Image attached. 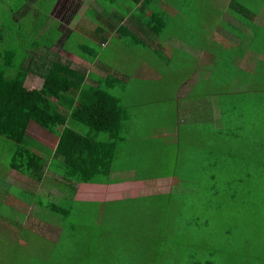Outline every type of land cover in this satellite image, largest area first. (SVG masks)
I'll return each mask as SVG.
<instances>
[{
  "label": "trees",
  "instance_id": "16d2710c",
  "mask_svg": "<svg viewBox=\"0 0 264 264\" xmlns=\"http://www.w3.org/2000/svg\"><path fill=\"white\" fill-rule=\"evenodd\" d=\"M39 1L19 0L20 9L9 17V19H15L11 27L0 24V65L10 64L16 58L20 59L10 77L5 76L2 79V75H0V139L6 144L14 145L12 146L14 148L8 147V150L5 151L8 152L11 159L8 170L16 171L37 184H41L43 181L47 162L44 156L33 152V148L29 145L30 141L26 137V130L30 120H36L43 127L51 130L54 125L64 124L62 118L60 120L55 119L58 113L52 116V101L62 110L75 108L71 113L72 119L94 129V133L97 134L110 132L112 122H115L118 117L117 112L111 107L113 97L107 96L104 92L99 94L98 91L91 88L89 91L93 98H91L92 102L87 104L83 100V96L87 95L88 91L79 86L83 80L82 76L77 71L66 68L58 62L53 63L49 57H41L44 59L43 61L40 60L41 64L37 66V69L46 73L43 76V88L40 91H28L25 88L27 72L21 61L25 59L24 57L26 59L34 58L31 56L32 52L36 53L39 48L43 49L42 52H50L60 35L56 30V26L60 22L56 23L52 13L56 3H53V7L43 15L41 12L31 9V6L36 5ZM202 1H204L201 2L202 10L207 7L206 9H215L219 17L224 14V11L218 8V1L223 0H215L213 3L210 0ZM234 1H241L240 5L244 7V0ZM70 2V12L75 13L81 6V0ZM118 2L123 3L126 0H117ZM137 2L139 1L133 0L134 5ZM260 5L263 7L264 3H260ZM25 12H30L29 15L35 13L37 18L33 16L32 19L38 20V25L33 30L29 29L26 35L11 39L12 31L21 28L17 24L18 19L16 18L19 17L20 19ZM58 12L64 16L66 11L64 8L59 11L58 7ZM205 12L207 11L205 10ZM44 22H49V25L43 24ZM12 27H17V29ZM4 30L11 40L6 39L2 33ZM27 45L32 46V49L30 48L33 50L32 52H29L30 49ZM218 60L215 58V62ZM37 62L35 61V63ZM218 63L219 66L215 65V79L217 80L215 96L219 97V107L224 105L227 110H230L236 101L233 96L236 91L242 98L241 100L250 101L251 105L258 100V94L264 95V61H261V65L251 73L240 68L235 71L224 66L223 62L218 61ZM240 74H245L250 77V80L243 81V83L238 81L237 88L233 91L235 88L233 78L235 75L239 77ZM207 90L209 89L202 88V95ZM42 96L49 100H43ZM250 106L245 113L236 111L235 119L241 123H245L246 120L249 121ZM215 108L217 107L215 106ZM259 114L264 117V108L259 110ZM242 116H246V120H243ZM236 127L237 124L233 126L234 130L241 129ZM234 133L235 140L238 138L242 140L240 132L234 131ZM60 140L65 146V150L62 152L61 145L56 149L53 154L54 159L50 160L52 163H49L48 168L52 170L50 172L55 170L64 172L60 175V179L58 178L59 180L54 179L52 181V191L59 192L60 189L67 186L68 193L63 197L59 193L55 196L42 194L38 198L40 218L43 216L42 219L45 222L49 221L47 229L58 231L55 241H48V250H42L43 258L38 259L37 253H35L36 249L33 252L26 251L24 255L22 253L25 251L24 246L18 245L16 239L10 240L0 236V264H179L180 260L189 262L185 264H192L191 261L198 258L196 255L198 243L200 244L198 248L209 253L211 259L203 262L215 264V258L212 255L215 238L219 239L218 247L220 246L225 253L239 249L238 236L234 234L230 224L236 222L235 219L241 212L254 208L264 201V140L259 135L255 139L248 140L244 154L233 158L244 159L245 164H248L252 172V176L246 178L248 193L236 188L243 181L240 180V177H234L232 176L234 174L229 172L222 184L216 180V176L210 177L209 180H202V182H206V185L203 184L198 197H194L183 190L185 182L181 183V181L176 180V168L174 173H169L167 170L161 175L176 180H174V188L169 193L140 199L132 198L127 202L117 200L104 203L77 200V191L74 187L75 185L111 184L109 180H97L102 176L106 178V174L111 173L106 172V167L96 155V147L103 146V143L94 142L86 134L68 128L60 133ZM178 149H180L179 146L173 151L176 153L175 155L178 154ZM251 149L255 154L251 155ZM257 153L259 154L257 155ZM44 154L49 157L52 156L49 151H45ZM55 158H60L63 165L55 162ZM233 161L235 162V160ZM239 163L242 164L241 161ZM107 168L111 170V166H107ZM213 180H215V186L211 183ZM113 184L115 183L113 182ZM20 186L19 182L5 184V181L0 178V191L4 195L9 192H17ZM141 203L143 205L138 207ZM118 204L123 206L120 207ZM134 205L138 208H133ZM116 206L119 209L116 210ZM139 211H144L147 214L143 217L145 221L150 220L147 221L149 228L145 229L146 225L142 222H126L124 224L119 222L120 219H128L131 213H139ZM258 214L254 215L257 216ZM21 216L25 215L20 214L19 216L15 211L1 208L0 218L19 229ZM152 222L157 224L162 222L164 227H155ZM137 227H139L140 233ZM197 230H203L202 235L199 238H189ZM173 232L176 233V236L171 235ZM135 235H137L136 240H140V248L137 254L133 256L132 253L129 254V251L133 246ZM178 235L189 238L195 247L184 249ZM243 238L241 237V240ZM202 243L211 244L212 250L210 248L204 249L201 246ZM139 254H142L141 258L140 256L137 258ZM245 258L246 255H243L242 251H238L232 256L230 264H257L260 262V260L250 262L249 258Z\"/></svg>",
  "mask_w": 264,
  "mask_h": 264
},
{
  "label": "crops",
  "instance_id": "0c3cea01",
  "mask_svg": "<svg viewBox=\"0 0 264 264\" xmlns=\"http://www.w3.org/2000/svg\"><path fill=\"white\" fill-rule=\"evenodd\" d=\"M70 1L73 0H53V3H56L53 8V15L56 23L60 22L56 26V30L60 35L50 52H42L43 49L39 48L34 53L30 49L29 52H32L31 56H34V58L26 59L24 57L26 60L21 61L27 72L26 83L27 81L30 83V81L37 80V88L34 90L28 89L25 84L24 86L28 91H40L43 88V76L46 73L37 69L34 65L37 64L35 61H39V58L49 57L50 60H53V63L58 62L66 68L77 71L82 76L83 80L79 86L88 91L87 95L83 96V100L87 104L92 102L91 98L93 96L89 91L91 88L98 91L99 94L104 92L107 96L113 97L111 107L117 112L118 117L115 122H112L110 132L97 134L94 133V129L72 119L71 113L75 108L62 110L61 107L54 105L52 101V116L58 113L55 119L60 120L62 118L64 124L58 123L60 125L52 126L51 130L43 127L36 120H30L26 130V137L30 141L29 145L33 148L34 153L44 156L47 162L43 181L41 184H37L33 180L28 183H21L17 180L16 183L21 184L17 192H9L4 195L0 191V212L1 208L4 207L8 211L17 212L19 216L20 214L25 215L21 216L20 229L30 217L38 220L35 223L37 231H39L38 227L45 222L42 219L43 216L39 218L40 215L38 214L40 213L38 207L40 195L50 194L55 196L59 193L63 197L68 193L67 186L60 189L59 192L52 191V181L54 179L59 180L60 175L64 172L60 170L50 172L52 170H49L48 165L52 162H50L51 159H47L53 158L54 152L60 145L62 152H64L65 146L60 140V133L64 129L68 128L86 134L94 142L103 143V146L96 147V155L106 167V172H111L106 174V178L102 176L97 179L100 181L109 180L110 185H75L77 200L83 189L99 188L102 191L114 189L122 192L126 187L140 183L146 184L149 181L147 178L134 177V180L132 179L131 171L133 167L128 163V159L134 153L132 149L134 144H129L130 139L122 134L126 131L129 132L128 125L131 122L130 108H132V104L130 107L124 103V100L135 103L136 107L139 108L136 115L141 118L147 108L154 110L152 103L156 100L163 103L171 100L175 102L181 94L185 96V93H187L192 96L194 92L195 98L193 100L199 101L198 97H202V88L196 86L202 84V80L206 85H209L205 88L209 89L206 92L214 90L215 83H217V80L213 79L215 78L214 69L215 65L219 66V63L215 62V55L207 50L209 43L203 45L206 36L211 38L213 35V39L221 48L226 50V55L217 58L222 60L220 62H223L225 65L223 63L222 65L227 68H232L235 71L240 68L251 73L261 65V61H264V6L261 7L260 5V3H264V0H244L246 1L244 7L240 5L241 1L235 2L233 0V3L229 5L223 1H218V8L223 10L224 14L219 17L218 12L214 9V16H210L209 12H205L206 9H204L202 10L206 14L204 18L201 17L202 4L199 2L202 0H179L180 2L176 0V6L173 7H170L164 0H137L139 2L135 5L133 0H126L123 3H117V0H81V6L75 13L70 12ZM145 1H150L155 5L153 9H159V13H154L150 8L144 6ZM58 5H60L61 10L64 8L66 11L64 16L58 12ZM83 7H87L91 12L89 14L82 12ZM176 13L178 15H175ZM211 19L216 20L214 24L215 32L210 30L212 28ZM217 43L210 44V47ZM49 53L50 55L53 54V58L47 56ZM126 53L129 55L128 59L123 57ZM205 57H209L210 60L203 66L201 60ZM189 58L199 61L193 71L194 77L197 76V79H183L182 83L179 84L178 81L183 76L179 72L178 75L172 74L179 71L178 69H182L183 62ZM16 59L10 64L0 65L2 79L5 76L10 77L12 75L17 63L20 62V59ZM202 69L205 70V74H202ZM42 73L44 74L42 75ZM208 73L210 77L206 78L205 76ZM200 76L201 79L197 83ZM192 84L196 86H191ZM70 85L73 86L71 83ZM159 85H161V89ZM172 88L174 89L172 90ZM41 98L49 100L44 96ZM193 100L185 103V106L187 111L192 109V116H195L197 109L198 111L200 109L195 108ZM202 101L205 100L202 99ZM180 105H182L181 102H179ZM161 114L165 116L166 111L164 110ZM112 116L114 117V114ZM173 116H169L172 117V121L175 117ZM181 116H187L186 111L179 115V118ZM169 117H166L168 122H170ZM180 120L181 122L185 121ZM148 121L150 123L152 119ZM166 128H169V126L167 125L164 129ZM167 130L171 129L165 131ZM34 131L39 133L40 138L46 137L45 139L48 142L46 145L48 146L45 145V139L42 141L34 136ZM52 133H55L57 137ZM148 144L150 146L146 145L147 152L141 164L147 171H164L168 162L167 155L173 152L174 148L163 151L161 144H155L154 142ZM12 146L14 145L7 144V148L4 147V149L14 148ZM104 149L106 150L103 152ZM45 151L51 152L52 156L45 155ZM154 153H161V160L155 158ZM150 154H153V156L148 164L147 160ZM55 162L63 165L60 158ZM126 163L129 165H126ZM107 166H111V170ZM15 173L20 177V174ZM6 176L10 177V173H7ZM23 177L21 178L27 179V177ZM140 179L142 181H138ZM161 179L170 180L173 178L162 176L151 178V180L157 181H161ZM5 184L12 183L5 181ZM25 196H28L33 202H28L29 205H27L24 199ZM0 220L5 221L2 218ZM12 227L18 229L15 226ZM23 230L26 233H33L28 228ZM34 232L37 233L35 229ZM1 236L6 237L3 233H1Z\"/></svg>",
  "mask_w": 264,
  "mask_h": 264
},
{
  "label": "rangeland",
  "instance_id": "374dc122",
  "mask_svg": "<svg viewBox=\"0 0 264 264\" xmlns=\"http://www.w3.org/2000/svg\"><path fill=\"white\" fill-rule=\"evenodd\" d=\"M179 1V0H177ZM215 1V0H210ZM19 0H0V24L2 26L11 27L12 23H14L15 19H9L12 15H14L20 8L18 6ZM164 2H167L170 7L176 6V0H164ZM180 2V1H179ZM204 2V1H199ZM223 2L227 5L231 4L233 0H223ZM246 2V1H245ZM144 6L151 9L154 13H159V9L154 10L155 5H153L150 1H145ZM32 10H37L38 12H41L43 15L47 13V11L53 7V0H45V1H39L36 5L31 6ZM60 7V5H58ZM207 8V7H206ZM205 8V9H206ZM207 12H209L210 16H214V11L212 9H206ZM85 12L86 14H89L91 11L87 9V7H83L82 12ZM53 13V11H52ZM30 12H25V14L16 19H18L17 24L21 27L19 30L12 31L11 33V39H15L19 37L20 35H26L29 29L33 30L35 26L38 25V20L32 19L34 16L37 18V15L35 13L29 15ZM175 15H178L177 13ZM206 14L202 12L201 8V17L204 18ZM187 16V15H186ZM15 17V16H14ZM151 18V17H150ZM143 19V18H142ZM211 29L215 32V19H211ZM40 24V23H39ZM43 24L49 25V22H44ZM214 26V29H213ZM14 29H17V27H12ZM4 33V36H6V39H9V36L7 33L2 31ZM34 33V32H32ZM226 39V38H225ZM45 42V41H44ZM209 43V46L207 47V50L209 53H212V55H215V58L226 55V50L221 48L220 45L213 39V35L210 38L209 36H206L203 40V45L206 43ZM214 44L210 47V44ZM9 45L11 43H8ZM47 44L49 42L47 41ZM222 44V42H220ZM219 48H218V47ZM27 47L30 49L32 46L27 45ZM32 49V48H31ZM47 56H50L53 58V54L50 55L47 54ZM58 56V55H57ZM124 58H129L128 53L123 55ZM19 60V59H16ZM43 61V58H39V61L34 66H39L41 64V61ZM210 58L205 57L202 58V64L205 66L209 62ZM222 61V60H218ZM217 61V62H218ZM198 60H192V59H185L183 62L184 66L182 69H178L179 71H176L172 75L176 74L178 75V72L181 76L178 83L181 84L183 79L187 78H196L194 77V70L198 64ZM220 68V67H219ZM215 70V69H214ZM11 73V71L9 70ZM202 74H205V70L202 69ZM206 78L210 77L209 73L205 76ZM201 79V76L198 77V81ZM215 79V78H213ZM250 80V77H247L245 74H240L239 77H236V75L233 78V86L235 88L233 91L237 88L238 81H247ZM37 80L33 81H25V86L28 89H36L37 86ZM161 85H159L160 88ZM191 86H196L195 84H192ZM196 87L200 88H206L209 87V85H206L204 83V80H202V84H199ZM161 89V88H160ZM174 88H172L173 90ZM211 92V93H210ZM208 92H204V95L202 97H198L199 101H194L195 98L194 92L191 95L185 93L181 94L179 98L175 100V102L168 101L167 103L158 102L157 100L152 103V107L154 110H150V108H147V111L145 110L142 114V117L139 118L137 116L138 107H136L135 103L133 101L124 100V103L129 105L132 108H130V124L129 132H124L126 137L130 139L129 144H134L132 149L134 150L133 155L128 159V163L131 164L133 167V170L131 171L132 179L134 180V177L138 178H147L149 181L146 182V184L140 183L134 186L126 187V189L121 191H117L114 189H110L109 191H105L99 188H90V189H83L80 192L78 200L81 201H92V202H110V201H117L121 200V202H127L129 199L132 198H143V197H150L152 195L156 194H163V193H169L170 190H172L175 186V181H181V183H184V191L185 193L192 195L194 197H198L197 195L200 193V189L202 188V185L206 182H202V180H209L210 177L216 176V180L220 182L221 184L225 182L226 175L230 172L231 174H234L232 176L234 177H240V180L243 182H240L237 189L241 190L244 193H248V189L246 187V178L249 176H252V172L250 171V168L248 167V164H245L244 159H233L234 156H240L244 154V150L247 148L246 144L248 143L249 139H255V137L262 136L264 140V117H261L259 114V110L263 109L264 107V95L261 96L258 94L257 101L251 105L252 103L249 101L241 100L240 96L237 94V91L233 94L235 97V102L230 110H227V108L223 105L219 107V97L215 96V89ZM232 94V93H230ZM198 96V94L196 93ZM172 97V96H171ZM262 97V99H261ZM204 99L205 101H202ZM190 100H193L195 108H199L200 110L196 111L195 116H192V109L190 111H187L185 103L189 102ZM179 102L182 103V105L179 106ZM184 103V104H183ZM149 104V103H148ZM170 104V105H169ZM243 105V106H241ZM251 105V106H250ZM215 106L217 108H215ZM250 106V114H249V121L246 120V116H242L243 120H246L245 123L239 122L238 119H235V112L238 111L239 113H245L246 109ZM166 111L165 116H163L161 113L163 111ZM186 111L187 116H181L179 118V115L184 113ZM227 111V112H225ZM174 112L176 113L174 114ZM229 112V113H228ZM234 113V114H233ZM174 115V121H172V116ZM169 117L170 122L167 121V118ZM241 118V119H242ZM152 119V121H151ZM185 120L181 122V120ZM150 120L151 122L149 123ZM177 122V124H176ZM237 124L236 129L234 130L233 126ZM169 126L171 129L167 130L164 129L166 126ZM162 129H164L162 131ZM234 131L240 132L242 140H235V133ZM50 133V132H49ZM34 136L38 137L40 140H44L46 137L40 138L41 136L39 133L33 132ZM54 136L57 137L55 133H52ZM239 134V135H240ZM35 137V138H36ZM1 138V137H0ZM33 141V140H32ZM46 141V139H45ZM35 142V141H34ZM154 142L155 144H161L162 150H168L169 148H174L173 151L180 147L178 149V154L170 152L168 156V162L165 170H145L141 162H143L147 149L146 145L150 146L151 143ZM48 142H45V145ZM48 146V145H46ZM4 147H7V144L5 141H2L0 139V178L4 181H7L9 183H16L17 180H19L21 183H28L32 179H22L23 177L20 174V177L12 171H9L8 168L10 165V158L8 156V149H4ZM4 149V150H3ZM251 152L253 154V150L251 149ZM259 153H257L258 155ZM263 154V153H262ZM250 155V156H251ZM153 154L149 155V158L147 160V163L149 164V160L152 158ZM155 158L161 160L162 154H156L154 153ZM248 157V156H247ZM59 158H55V160H58ZM52 160V157H51ZM235 160V162L233 161ZM155 159L153 160V162ZM239 161L242 162L239 163ZM230 162V163H229ZM60 164V163H58ZM126 165H129L126 163ZM10 173V177L6 176L7 171ZM177 168L176 173V180L173 179H161V181L157 180H151V178H159L163 173H166L167 170L169 173H174ZM240 172H242V175H240ZM18 173V172H17ZM19 174V173H18ZM24 178V177H23ZM138 181H142V180ZM164 180V181H162ZM175 180V181H172ZM228 180V179H227ZM157 181V182H155ZM211 183L215 186V180L211 181ZM206 185V184H205ZM204 185V186H205ZM108 192V193H107ZM247 195V194H246ZM25 202L27 205H29L28 202H33L28 196L24 197ZM263 201V199H262ZM146 203V201H145ZM143 203L138 205V207L142 206ZM118 206L122 207L123 205L118 204ZM118 206H116V210L119 209ZM26 207V206H24ZM136 205H134L133 208H138ZM28 208V206H27ZM259 213V214H258ZM254 214H258L257 216ZM143 215H147L144 213V211H139V213H131L130 217L127 219H120L119 222L124 223H138L142 222L146 226L144 227L149 228V225L147 224V221H150L147 219L145 221ZM159 216V215H158ZM157 216V217H158ZM178 217V215H176ZM40 218V217H39ZM236 222L231 223L230 227L233 229V232L235 235L238 236V245L239 249H236L232 252H224L222 248L218 245V238H215V244L213 246V258H215V264H230L232 256L236 254L238 251H242L243 255H246V258H249L251 261H259L257 264H264V201L260 202L259 205H257L254 208L246 209L245 211L241 212L240 215L235 219ZM38 220H34V218H29L27 221H25L22 226V229H17L12 227L9 223L3 222L0 220V236L1 233L6 235L8 239H16L17 244L20 246H24V252H22L24 255L27 252H33L35 250V253H37L38 259L43 258V251L42 250H48V241H55L56 235L58 233L57 230L53 229H47L49 221H46L42 224V226H39L37 231V223ZM153 223V222H152ZM155 227L161 226L162 228L164 225L153 223ZM30 229L33 233L25 232L23 229ZM34 229L37 233L34 232ZM137 230L139 233L141 232L139 227H137ZM136 230V233H138ZM37 234V235H34ZM203 230H197L193 232V236H190L189 238H199L200 235H202ZM171 235L176 236V233H172ZM134 237V236H132ZM137 235L134 237V243L129 251V254L132 253L133 256H135L139 250V243L140 240H136ZM179 240L182 241L183 248L187 247H195V245L192 244L191 240L185 236L178 235ZM241 237H244L241 240ZM136 240V242H135ZM167 240V239H165ZM168 240H171L168 238ZM5 241V239H4ZM5 244V243H3ZM198 245H200L198 243ZM196 245V255L198 256L197 259L192 260L191 262L197 264H205L203 261L211 260L209 258V253L206 251L198 248L199 246ZM201 246L205 248H210L212 250L211 244H201ZM182 249V248H181ZM193 252H195V249H193ZM141 258L142 254H139L137 258ZM179 256V255H178ZM245 258V259H246ZM189 263L186 261L180 260L179 264H185ZM192 263V264H193ZM214 263V262H213ZM243 263V261H241Z\"/></svg>",
  "mask_w": 264,
  "mask_h": 264
},
{
  "label": "clouds",
  "instance_id": "9594fccd",
  "mask_svg": "<svg viewBox=\"0 0 264 264\" xmlns=\"http://www.w3.org/2000/svg\"><path fill=\"white\" fill-rule=\"evenodd\" d=\"M61 9H60V7H59V11H60Z\"/></svg>",
  "mask_w": 264,
  "mask_h": 264
}]
</instances>
